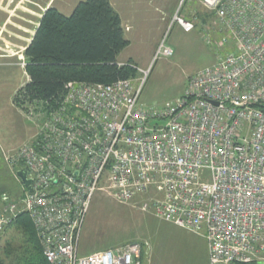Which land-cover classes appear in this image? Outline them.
Here are the masks:
<instances>
[{"label": "built area", "instance_id": "built-area-1", "mask_svg": "<svg viewBox=\"0 0 264 264\" xmlns=\"http://www.w3.org/2000/svg\"><path fill=\"white\" fill-rule=\"evenodd\" d=\"M187 1L200 4L204 19L176 14L171 25L200 29L220 53L188 78L182 97L142 105L149 71L125 62L136 78L69 82L54 103L12 102L35 132L17 148L1 147L22 195H1L0 234L26 214L49 264H143L147 242L80 255L93 199L103 192L203 234L209 264H264V0L181 6ZM164 38L155 59L174 54ZM25 168L31 192L18 176Z\"/></svg>", "mask_w": 264, "mask_h": 264}, {"label": "rangeland", "instance_id": "rangeland-1", "mask_svg": "<svg viewBox=\"0 0 264 264\" xmlns=\"http://www.w3.org/2000/svg\"><path fill=\"white\" fill-rule=\"evenodd\" d=\"M36 1L45 3L47 0ZM54 1V8L69 15L80 0H53L52 3ZM168 3L173 7L174 0ZM177 3V15L185 20L204 15L198 2L187 1L182 6L180 0ZM39 12L31 0H0V197L5 193L16 201L21 198L22 188L5 163L1 147L9 149L21 143L23 129L35 132V128L13 106L12 98L16 89L28 80L23 50L40 21L34 15ZM141 37L137 36V39ZM163 38L173 49L170 58L159 56L155 59L159 46H141L136 39H133V46L127 47L119 57L131 58L140 72L149 71L140 98V103L148 107L161 108L182 97L188 78L213 65L220 53L213 46L206 45L200 29L185 32L175 24L168 28L160 43ZM141 78L144 76L140 75ZM130 242L149 244V254L143 264H209L208 244L203 234L142 213L133 204H118L98 192L83 230L80 255L87 256Z\"/></svg>", "mask_w": 264, "mask_h": 264}, {"label": "trees", "instance_id": "trees-1", "mask_svg": "<svg viewBox=\"0 0 264 264\" xmlns=\"http://www.w3.org/2000/svg\"><path fill=\"white\" fill-rule=\"evenodd\" d=\"M129 45L109 0L81 1L69 16L50 7L23 52L30 81L12 102L54 103L69 82L110 84L136 78L138 71L128 66L134 62L121 66L117 60ZM0 264H49L26 214L0 234Z\"/></svg>", "mask_w": 264, "mask_h": 264}, {"label": "crops", "instance_id": "crops-1", "mask_svg": "<svg viewBox=\"0 0 264 264\" xmlns=\"http://www.w3.org/2000/svg\"><path fill=\"white\" fill-rule=\"evenodd\" d=\"M52 1L53 0H47L45 1V3H40L36 0H31L32 5L36 6V8L40 11L39 14H34V15L36 17H39V19H41L43 13L47 9L55 5L56 1H54V3H52ZM81 1L82 0L78 1V3H80ZM109 1L113 9L116 11V13L119 15L121 19L122 28L124 30L125 37L130 42L129 46H133V39L138 40L141 46H159L162 36L165 35L168 28L171 26V22L174 16L177 14V10H178L177 2H179V0H174L173 7H169V3H168L169 0H109ZM74 8L75 6L71 8L69 15H71ZM65 15L69 16L67 14ZM198 17L199 16H196V18ZM199 18L204 19V16ZM38 26L39 23L35 28L37 29ZM36 29L32 31V37L35 34ZM127 35H131L132 37H127ZM140 35L142 37L137 39V36ZM31 40L32 38L29 39L28 42L30 43ZM25 50L26 47L24 48L23 52ZM119 57L120 55L118 56L117 59L119 63H125L128 61L134 62L131 58L120 59ZM21 86L22 85H20L16 90H19ZM22 133H23V139L21 143H19L17 146L10 147L9 149H5V148L4 149L11 150L28 142L33 136L34 130L27 131L23 129Z\"/></svg>", "mask_w": 264, "mask_h": 264}, {"label": "water", "instance_id": "water-1", "mask_svg": "<svg viewBox=\"0 0 264 264\" xmlns=\"http://www.w3.org/2000/svg\"><path fill=\"white\" fill-rule=\"evenodd\" d=\"M38 28V27H37ZM35 35V34H34ZM33 35V36H34ZM32 41V40H31ZM31 43V42H30ZM30 43L27 45V46H29L30 45ZM30 174V171H29V169H27V168H25V169H23V170H20L19 172H18V176H19V178L21 179V182H22V184L27 188V190L29 191V192H31L32 191V189H31V184H32V181L30 180V179H28V175Z\"/></svg>", "mask_w": 264, "mask_h": 264}]
</instances>
